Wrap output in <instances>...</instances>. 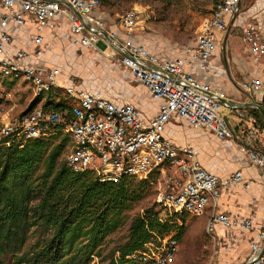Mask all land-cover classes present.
<instances>
[{"label": "built area", "instance_id": "built-area-1", "mask_svg": "<svg viewBox=\"0 0 264 264\" xmlns=\"http://www.w3.org/2000/svg\"><path fill=\"white\" fill-rule=\"evenodd\" d=\"M242 1L215 2L194 41L179 46L169 59L137 40L135 31L151 21V11L133 8L111 26L100 14L99 0H0V146L22 145L64 132L71 145L65 163L74 173L89 172L100 182L114 184L160 174L156 203L162 213L198 217L212 207L204 232L211 247L208 264H214L219 251L217 225L243 231L251 228L249 220L214 211L221 194L243 182V173L234 171L222 181L203 168L196 148L178 146L163 134L169 123L180 121L207 131L220 142L230 141L264 179V118L260 129L249 113L256 109H236L235 102L201 79L226 34L234 29L239 32L247 61L255 66L264 64V20L236 24ZM27 17L33 23L32 52L14 49L7 54L14 32L25 27ZM58 29L70 33L82 49L127 71L131 81L158 103L153 118H144L132 104L116 103L73 82L62 84L59 67L32 64L30 57L39 60L43 56L45 32ZM3 80L24 85L32 99L39 101L30 110L10 116L7 108L12 95L3 87ZM237 85L245 94L260 96L259 103L251 100L264 108V71ZM52 93L63 103L57 111L41 105ZM223 108L235 110L234 127L222 115ZM160 242L158 246L147 243L131 253L126 264H174L178 240L171 236ZM263 248L264 218L245 258L233 264H264Z\"/></svg>", "mask_w": 264, "mask_h": 264}, {"label": "trees", "instance_id": "trees-1", "mask_svg": "<svg viewBox=\"0 0 264 264\" xmlns=\"http://www.w3.org/2000/svg\"><path fill=\"white\" fill-rule=\"evenodd\" d=\"M38 101L35 99L28 110ZM48 106L57 111L63 103H47L44 108ZM249 113L263 127L262 116L256 110ZM57 140L56 135L0 146V264H5L3 257H10L14 264H90L93 257L101 256L104 240L117 230L125 213L145 196L156 178L114 184L100 182L89 172L74 173L65 162L60 163L67 138ZM33 201L37 202L31 208ZM157 207L154 204L131 218L126 240L111 252L108 264H126L128 255L171 230L174 238L181 240L186 231L184 218L180 226L161 223ZM31 217L53 232L41 247L23 251Z\"/></svg>", "mask_w": 264, "mask_h": 264}, {"label": "crops", "instance_id": "crops-1", "mask_svg": "<svg viewBox=\"0 0 264 264\" xmlns=\"http://www.w3.org/2000/svg\"><path fill=\"white\" fill-rule=\"evenodd\" d=\"M243 1L240 7L241 14L237 17V20H235L236 24H245L246 22L252 21L261 22L264 20V0H252V2H247L246 5ZM100 14L103 18H105L102 12ZM109 24L113 26L115 23ZM33 32V23L31 19L27 17L25 27L14 32L15 37L12 43L7 46V54H12L11 52L14 49H24L31 53V38L33 36ZM229 39H231L230 35L227 38V42L230 41ZM238 40L241 44L240 39ZM139 42L142 43L141 41ZM142 44L145 46L144 43ZM241 46L243 48L241 49L242 54L244 52L247 59L244 47L242 44ZM42 48L44 50L43 56L39 60H34L30 57L29 61L32 64L39 63L59 67L62 73L61 82L64 85H69L73 82L84 90L98 92L89 89L81 82L78 83L74 76L67 73L66 68L62 65V60L65 57L74 58L79 56V54L82 56L91 53L92 56L97 57L99 60H104V62L107 61L110 66L118 67L112 64L109 60L79 47L76 39L70 33H65L62 29H58L55 32H45ZM149 50L151 52L154 51L150 48ZM154 53L169 59L176 55L175 51H172L171 53H158L154 51ZM243 58V55L235 58L237 72L239 75V78H235L229 72L224 56L221 60L217 50L211 60L208 70L201 74V79L209 83L214 88H218L221 92H223L227 99L232 100L237 105L245 104L252 100L255 103H259V100L261 99L260 96L256 94H245L239 89L237 83L240 78L245 79L255 72L264 71V64L255 66L249 61L245 62ZM240 60L243 62H240ZM119 69L127 74L130 83L134 87L126 93L127 96H124V98L113 95L103 96L116 103L132 104L144 118L148 120L153 118L157 111L158 103L151 99L149 93L142 86L131 81L127 71L122 68ZM213 73H215V76ZM216 77L220 78V81L219 79L217 80ZM222 84L225 86L223 89L221 88ZM2 85L11 93L12 98L10 103L13 106H15L16 101L21 98H23V100L26 101L25 103L29 105L34 101L31 93L24 85L12 83L6 80L2 81ZM57 96L58 95L56 93L48 95L41 101V105H45L47 103H59L60 101L57 102ZM10 103L8 106H11ZM222 115L226 116L228 124L231 127L236 125L235 110L223 108ZM187 128L191 127L181 123L180 121H172L166 126L163 135L165 138L169 139L178 146H191L196 148L198 159L203 168L216 175L222 181L226 180L234 171L241 170L243 173V182L240 185L230 187L227 191L223 192L214 209L215 212L226 214L234 219L249 220L251 222V228L248 231L239 229H224L219 225L215 228L216 236L219 242V251L214 259V264H233L245 258L249 251L250 243L255 240L260 230V223L264 218V179L260 173L253 166H251L247 158L239 154L236 144L230 141L220 142L213 139L207 131L202 129L193 130V128H191V130H188ZM156 178H158L156 181L160 180L161 175L158 174ZM246 184L248 185L247 189L244 187ZM211 211L212 207L208 206L206 212L201 216L194 217L195 220L192 223L194 231L199 230L200 226H202V236L205 237V240H207V238L205 236L204 229ZM181 216L187 220L193 218L188 215ZM196 221H199L197 230L194 228Z\"/></svg>", "mask_w": 264, "mask_h": 264}, {"label": "rangeland", "instance_id": "rangeland-1", "mask_svg": "<svg viewBox=\"0 0 264 264\" xmlns=\"http://www.w3.org/2000/svg\"><path fill=\"white\" fill-rule=\"evenodd\" d=\"M101 3V12L105 16V20L109 23H117L119 17L133 8H142L152 12V19L144 25L143 29L135 31L137 39L145 44L146 48L153 49L158 53L174 52L179 46L183 44H191L196 38L199 30L203 26L205 19H207L212 11L216 0H99ZM247 2L252 0H244ZM231 39L226 42V47L223 49V44L218 48L220 59L224 56L229 72L235 77L239 78L237 72V65L235 58L244 56L243 60L247 59L243 52L242 46L239 43V32L234 29L230 32ZM237 36V38H236ZM153 51V52H154ZM176 52V51H175ZM62 65L71 76L79 83L89 89L100 92L104 96H127V92L134 87L127 74H125L118 67L110 66L104 60H99L90 54H85L74 58L65 57L62 60ZM240 62H243L240 60ZM114 64V63H112ZM115 65V64H114ZM215 76V73H213ZM217 80L220 78L216 77ZM243 79V78H242ZM241 78L239 81L242 80ZM238 81V80H237ZM225 84V83H224ZM227 84V82H226ZM227 86V85H226ZM221 88H225L223 84ZM23 98L16 101L15 106L11 103L8 106L9 115L16 116L24 112L29 104L25 103ZM261 129V124L258 122ZM191 130V128H187ZM194 130V129H193ZM58 140L67 138V143L64 147L60 163L65 162L66 154L70 149V141L66 133H57ZM57 140V141H58ZM156 174L152 177H156ZM161 190V185L157 181L150 184L148 192L138 202H136L129 211L125 213V219L115 232L110 234L102 244V253L100 257H93L90 264H108L111 257V252L118 246H121L128 235V228L131 218L142 214L144 210L153 207L156 203L158 192ZM36 196V195H35ZM37 201L31 203V208L34 207ZM158 206L156 211H159L158 217L162 222L168 224L181 225V215L162 213ZM162 208V207H161ZM192 219L184 218L185 233L181 240H178L179 250L174 264H208L211 255V247L208 240L202 236V226L199 230V221H196L193 229ZM187 221V224H186ZM30 223L32 227L29 231L28 240L23 248V251L29 250L31 247H41L52 235V228L44 223L37 221L36 218L31 217ZM175 231L171 230L168 235L158 239L153 245H160V241L167 237L174 236ZM5 264H14L10 257H3Z\"/></svg>", "mask_w": 264, "mask_h": 264}, {"label": "water", "instance_id": "water-1", "mask_svg": "<svg viewBox=\"0 0 264 264\" xmlns=\"http://www.w3.org/2000/svg\"><path fill=\"white\" fill-rule=\"evenodd\" d=\"M228 36V33L226 34L225 36V40L223 42V47L225 46V43H226V38ZM222 102L224 103V100H222ZM236 109H243V108H254L256 109V111L264 118V108L255 104L254 102L250 101L248 103H245V104H241V105H238V106H235ZM264 252V248L262 250V253Z\"/></svg>", "mask_w": 264, "mask_h": 264}]
</instances>
